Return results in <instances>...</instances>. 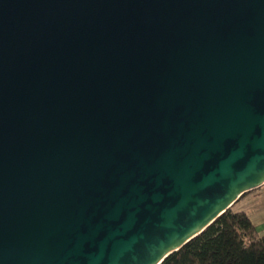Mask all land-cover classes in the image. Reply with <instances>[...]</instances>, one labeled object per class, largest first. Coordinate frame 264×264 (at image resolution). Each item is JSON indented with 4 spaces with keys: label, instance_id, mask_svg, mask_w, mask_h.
I'll return each instance as SVG.
<instances>
[{
    "label": "water",
    "instance_id": "water-1",
    "mask_svg": "<svg viewBox=\"0 0 264 264\" xmlns=\"http://www.w3.org/2000/svg\"><path fill=\"white\" fill-rule=\"evenodd\" d=\"M264 185V0H0V264H161Z\"/></svg>",
    "mask_w": 264,
    "mask_h": 264
},
{
    "label": "trees",
    "instance_id": "trees-1",
    "mask_svg": "<svg viewBox=\"0 0 264 264\" xmlns=\"http://www.w3.org/2000/svg\"><path fill=\"white\" fill-rule=\"evenodd\" d=\"M233 206L161 264H264V235Z\"/></svg>",
    "mask_w": 264,
    "mask_h": 264
},
{
    "label": "rangeland",
    "instance_id": "rangeland-1",
    "mask_svg": "<svg viewBox=\"0 0 264 264\" xmlns=\"http://www.w3.org/2000/svg\"><path fill=\"white\" fill-rule=\"evenodd\" d=\"M234 211H244L260 235L264 234V187L253 190L238 200Z\"/></svg>",
    "mask_w": 264,
    "mask_h": 264
},
{
    "label": "crops",
    "instance_id": "crops-1",
    "mask_svg": "<svg viewBox=\"0 0 264 264\" xmlns=\"http://www.w3.org/2000/svg\"><path fill=\"white\" fill-rule=\"evenodd\" d=\"M263 187H264V185L261 186L260 188H263ZM260 188H258V189H260ZM258 189H255V190H258ZM252 191H253V190H252ZM250 192H251V191H250ZM248 193H249V192H248ZM246 194H247V193H246ZM243 196H244V195H243ZM241 198H242V197H241ZM241 198H240V199H241ZM240 199H239V200H240ZM262 235H264V234H262Z\"/></svg>",
    "mask_w": 264,
    "mask_h": 264
}]
</instances>
